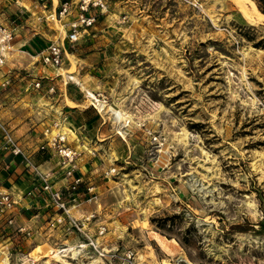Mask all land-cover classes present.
I'll return each mask as SVG.
<instances>
[{
    "label": "rangeland",
    "instance_id": "rangeland-1",
    "mask_svg": "<svg viewBox=\"0 0 264 264\" xmlns=\"http://www.w3.org/2000/svg\"><path fill=\"white\" fill-rule=\"evenodd\" d=\"M56 5L0 0V20L25 49L60 41L67 21L50 18ZM241 5L247 12L237 0H111L67 50L75 59L63 58V76L46 67L55 92L21 101L34 121L66 119L73 138V118L92 121L82 133L116 172L88 204L100 209L108 244L134 249L140 264H264V14L253 0ZM18 61L27 64L13 68L18 79L34 78L40 64ZM62 236L43 229L21 249L4 238L0 250L9 264H100Z\"/></svg>",
    "mask_w": 264,
    "mask_h": 264
},
{
    "label": "built area",
    "instance_id": "built-area-1",
    "mask_svg": "<svg viewBox=\"0 0 264 264\" xmlns=\"http://www.w3.org/2000/svg\"><path fill=\"white\" fill-rule=\"evenodd\" d=\"M56 1V10H54L50 18L59 22L62 20L67 21L61 25V28L64 29V37L60 41H49L33 52L26 51L35 60V63L45 68L51 67L55 69L62 66L67 50L80 44L85 36H90L88 31L95 28L100 19L109 12L111 0ZM16 37L17 29L13 23L0 20V64L4 63L5 55L11 52ZM8 84L9 81H5L2 87L5 88ZM32 88L45 94H53L55 92V87L47 82L44 83V79L33 80ZM98 97L106 100L103 94H99ZM99 98H95V100L100 101L97 100ZM92 106L99 110L95 103H92ZM2 107L3 105L0 103V111ZM65 122L66 119L50 122L42 131V136L45 140L38 149L40 152L59 157V165L61 168H65L64 178L69 181L64 191L53 187L51 179L54 175L50 172L41 171L34 164L30 154L23 149L22 145L14 137L11 127L1 120L0 148L9 152L12 156L20 158L21 163L34 174L35 182L40 186V193L29 192L27 196L33 199H47L55 211V217L53 221L48 223V227L53 230L60 229L65 237L75 239V243L72 246L75 250L81 251L77 257L83 258L85 255L90 258L96 257L100 264H140V258L134 249L127 247L121 250L119 247H113L108 244V227L97 223V213L90 214L82 219H77L71 215V208L81 203L80 199L83 196L81 197L79 189L83 184V180L80 176L75 175L77 170L76 162L80 153L69 145L68 131L58 132L66 125ZM115 172L116 170L112 169L106 173V176ZM93 191L94 187L87 189L85 194L90 195V197L84 199L85 203H90L96 198ZM21 212L23 211L13 195L7 190L0 188V240L7 238L11 242H17L19 249L22 247L19 245L31 242L34 237L31 229L27 226L17 225V217ZM0 256L6 258L9 264L12 256L10 250L1 248ZM182 262L184 261L179 259L176 264Z\"/></svg>",
    "mask_w": 264,
    "mask_h": 264
},
{
    "label": "crops",
    "instance_id": "crops-1",
    "mask_svg": "<svg viewBox=\"0 0 264 264\" xmlns=\"http://www.w3.org/2000/svg\"><path fill=\"white\" fill-rule=\"evenodd\" d=\"M55 1L56 0H54V2ZM27 3L29 7L33 6L32 2ZM48 42L49 41L46 43ZM43 44L45 43L38 42L35 39L31 41L25 49V47H23L20 42H16L15 39L11 52L5 55L4 63L0 64V103L3 105L0 111V120L7 123L11 127L14 137L19 141L23 149L30 154L34 164L39 167L41 171L50 172L54 175L51 179L53 187L64 191L69 181L64 178L65 168H61L59 165V157L53 156L49 153L40 152L38 150L39 146L45 140L42 136V131L55 119L34 121L37 118L33 116L34 111L32 109H24L21 105V101H27L28 97H32V95L35 94L33 92L34 89L32 88L33 80L46 79V76L43 75L46 68H41L40 65L35 67L31 74V76L35 77H32L30 80H24L23 78L18 79L16 71L13 70V68L18 69L19 65H22L23 67L27 66L25 62H22L21 64V62L18 61L19 56L26 55L30 57L25 50L33 52L42 47ZM11 56L14 59L13 64H9L8 62V58ZM65 58L68 59L67 56H65ZM34 64L35 60L32 65ZM12 65L15 67H11ZM62 69L63 68L50 70V73L58 76L56 73H53L56 71L60 76H63L61 74ZM5 81H9V84L3 88L2 85ZM90 113L91 112L88 111L85 112L84 115H89ZM87 119L88 118H84L82 116H80L79 119L73 118L71 121L76 125L74 129L77 133L75 134V138L70 136V134L68 135L69 145L71 148L80 153L76 162L77 170L75 171V175L80 176L83 180V184L79 189L81 197L83 196L82 199H80L81 203L78 206L72 207L70 211L71 215L77 219H82L83 217H87L100 210L98 208L94 209V206L84 202V199L90 197V195L85 193H87L88 188L94 187L93 192L96 196L95 199H97L98 197L96 194L99 195L105 187L104 184L98 185V182L103 181L108 177L106 176V173L112 166V164L110 165V161L108 159H102L104 163L99 161L97 149L95 147L90 148L87 136L82 133L83 130H87L92 124V121ZM58 132L64 131L62 129ZM33 175L34 174L21 163L20 158L14 157L9 152L0 148V188H3L11 193L14 199L18 201L19 207L23 211L17 217V225L27 226L31 229L34 236V233H38L43 229L49 232L53 231V229L48 227V223L53 221L55 211L52 209L47 199H33L27 196L29 192H34L35 194L40 193V186L37 182H35ZM91 202L93 203V201ZM54 230L56 233L63 235L60 229ZM62 237L65 236L63 235ZM71 240V237L64 239L65 242H63L62 245L68 244L67 241ZM36 248L37 247L33 248L31 252H33ZM49 251L52 252L53 256L58 254V252L54 249Z\"/></svg>",
    "mask_w": 264,
    "mask_h": 264
},
{
    "label": "bare ground",
    "instance_id": "bare-ground-1",
    "mask_svg": "<svg viewBox=\"0 0 264 264\" xmlns=\"http://www.w3.org/2000/svg\"><path fill=\"white\" fill-rule=\"evenodd\" d=\"M233 1V0H232ZM237 4H238V6L242 9V11H244V12H247V8L246 7H243L242 5H241V0H237ZM254 8V10L256 11V12H258L259 13V15H261L262 17H263V15L262 14H260V12H259V10H258V8L257 7H253ZM65 56H67V58L71 61V62H73L74 61V59H75V57L73 56V55H68L67 53L65 54ZM57 69H59V68H57ZM74 69V68H73ZM73 71H75V69L74 70H72V73H73ZM70 73V72H69ZM91 95V94H90ZM94 98V97H93ZM93 98H92V100H93ZM104 107H106V106H104L103 104H99V108L101 109V111H104L105 109H104ZM113 107V106H112ZM115 107V106H114ZM121 135H123V134H121ZM75 250V249H74ZM45 251V252H44ZM75 251H80V250H75ZM42 252L46 255L45 257H51V256H53V254H52V252H50V251H48V247H44L43 249H42ZM80 253H81V251H80ZM72 254V253H71ZM58 257H60V259L62 258L61 256H58ZM65 257V256H64ZM26 258L27 259H25V258H20V262L22 263V264H26L27 262L28 263H34V261H32V259H28V256H26ZM6 258H2L1 260H0V264H4V260H5ZM25 261H27V262H25ZM6 263V262H5ZM35 264V263H34Z\"/></svg>",
    "mask_w": 264,
    "mask_h": 264
},
{
    "label": "trees",
    "instance_id": "trees-1",
    "mask_svg": "<svg viewBox=\"0 0 264 264\" xmlns=\"http://www.w3.org/2000/svg\"><path fill=\"white\" fill-rule=\"evenodd\" d=\"M253 1L257 4V6H258L259 10L262 12V14H264V0H253ZM30 52H32V51H30ZM260 227H261L260 233L264 234V222H262L260 224Z\"/></svg>",
    "mask_w": 264,
    "mask_h": 264
}]
</instances>
